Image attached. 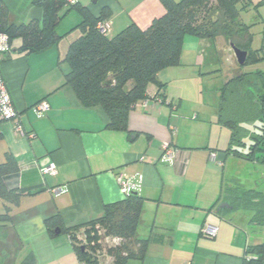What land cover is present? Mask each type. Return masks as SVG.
Returning <instances> with one entry per match:
<instances>
[{"label": "crops", "instance_id": "0c3cea01", "mask_svg": "<svg viewBox=\"0 0 264 264\" xmlns=\"http://www.w3.org/2000/svg\"><path fill=\"white\" fill-rule=\"evenodd\" d=\"M0 1L12 23L42 20V10L33 0ZM78 3L94 17L103 8L109 10V38L130 23L145 30L164 14L160 0ZM68 17L72 22L64 25ZM79 20L74 11L65 14L57 26L63 37L40 54L17 51L21 40H12L10 54L0 62L20 126L17 131L14 122L0 121V164L9 154L18 167L4 179L8 198L0 197V264H80L74 243L60 228L97 220L104 206L123 200L119 175L136 185L133 192L143 200L136 233L150 240L145 257L126 264H246L254 259L246 250L264 242V227L251 225L250 213L233 210L226 189L235 183L264 193V169H250L224 153L229 136L220 143L216 115L206 124L196 122L198 115L186 118L178 113L183 95L170 85L194 77V71L187 75L182 70L191 65L181 57L180 65L158 74L164 88L148 86V98L128 114L127 131L106 129L104 111L84 108L64 84L69 67L63 58L69 43L80 35L75 28ZM197 39L192 67L204 64L203 39ZM39 102L48 110L34 112ZM164 143L173 150L170 159L163 157ZM49 163L55 164V174L42 175ZM53 217L59 218L60 227L48 229L45 221ZM206 225L217 228L214 238L202 235ZM82 236L83 229L77 240ZM106 259L101 264H113L111 257Z\"/></svg>", "mask_w": 264, "mask_h": 264}, {"label": "trees", "instance_id": "16d2710c", "mask_svg": "<svg viewBox=\"0 0 264 264\" xmlns=\"http://www.w3.org/2000/svg\"><path fill=\"white\" fill-rule=\"evenodd\" d=\"M164 14L154 19L150 26L141 30L130 23L113 37L100 34L98 23L107 21L109 10L103 8L94 17L78 0H33L42 10L41 22L27 24L11 22L7 7L0 1V33L7 35L9 45L19 38L21 45L17 51L26 55L40 54L61 40L57 26L65 14L72 11L80 16L76 25L79 36L71 41L63 58L69 71L64 75V84L74 92L84 108L100 107L107 117L106 129L127 131V117L137 103L148 98L150 84L163 89L158 74L168 68L180 65L183 38L190 35L199 39L216 40L219 36L247 52L245 63L239 68L257 64L264 60V18L262 25V44L259 50L251 49L252 35L249 26L241 30L247 41L239 45L231 30L240 12L264 5L260 0H160ZM65 8L64 14L60 11ZM233 39V40H232ZM0 55V62L10 54ZM40 103V102H39ZM37 105V104H36ZM216 123L228 129L229 142L224 153L234 160L244 162L248 168L264 169V71L242 72L225 81L219 93ZM18 167L9 154L0 164V197L8 198L4 185L7 176L17 173ZM228 204L233 210H244L251 214L249 222L256 227H264V193L246 189L235 184L226 189ZM143 200L135 192L124 199L104 206L103 215L94 221L60 230L74 243V251L80 264H101V251L98 240L92 231L99 225L107 236L119 241V245L108 248L107 256L113 264H126L130 259L142 260L150 240L138 238L137 227L141 221ZM48 229L59 226V218L45 221ZM83 229V235L91 251L79 244L76 234ZM51 232V231H50ZM93 234V235H92ZM246 254L255 257L246 264H264V242L250 244ZM102 255V254H101Z\"/></svg>", "mask_w": 264, "mask_h": 264}, {"label": "rangeland", "instance_id": "374dc122", "mask_svg": "<svg viewBox=\"0 0 264 264\" xmlns=\"http://www.w3.org/2000/svg\"><path fill=\"white\" fill-rule=\"evenodd\" d=\"M174 1L177 2L180 0ZM211 1L214 2V0ZM258 1L260 0H254L253 5H256ZM73 16L75 15L72 14V17ZM263 18L264 5L259 8L251 7L246 11L240 12L238 20H236L231 26V30L235 38L238 35L240 37L237 40L234 39V42L236 41L240 46L246 43L247 36L241 30V28H243L241 26L244 24L249 26V33L252 35L251 49L259 50L262 44L261 19ZM70 22H72V20L68 17V19L66 18L64 25ZM216 36H219L218 41L203 39V42L201 43L200 54L203 58L202 61H204V64L201 65V67H192V61L195 57V52L198 49L197 45L199 40L190 35L184 36L180 60L182 57L184 63L191 66L182 67V70H184L187 75L190 74V71H194L196 75L191 78L179 79L170 85L171 90L183 95L178 113L186 118H192L194 115H198V120L196 122H205L206 124H208L209 120H212V118L216 115L220 89L223 87L226 80L240 73L241 70L242 72H253L256 70L264 71V60L258 62L257 64L248 65L240 69L235 63V58L231 49H224V47L227 46L228 39L223 38V36L219 34ZM260 56L263 57L264 52H260ZM185 122V124H189L188 121ZM224 135L228 138L230 133L227 128L220 127L216 134V136L220 138V143L226 138ZM259 184L261 185L262 183L259 181ZM244 212L249 213L248 211ZM92 232L100 238L98 240V244H100L101 251L96 254L99 255L101 253L102 255H99L101 256V260L106 261L107 259L105 254L107 249L118 246L119 241L107 236L105 234L106 231L99 225H96ZM93 243L91 242L92 245H88L84 236L79 239V244L81 246H85V248L89 251L93 248Z\"/></svg>", "mask_w": 264, "mask_h": 264}, {"label": "built area", "instance_id": "2783aa9c", "mask_svg": "<svg viewBox=\"0 0 264 264\" xmlns=\"http://www.w3.org/2000/svg\"><path fill=\"white\" fill-rule=\"evenodd\" d=\"M74 0H66V2H73ZM109 27V21H102L97 24L96 29L100 34L107 35ZM10 45L9 40L6 34L0 33V55L5 54L9 51ZM33 111L36 113H43L48 110V106L45 102H40L35 105ZM18 112L16 111L10 95L8 93L5 81L0 73V121H12L15 124L17 131H20V126L18 123ZM163 157L170 159L173 157V150L170 147V144L164 143L162 146ZM214 158V155L211 157ZM56 172V166L54 163H49L42 168V175H53ZM117 183L120 187V190L124 196H127L129 193L133 192L135 189V183L124 175H119L117 177ZM201 233L207 238H214L217 233V228L211 225H206L202 228Z\"/></svg>", "mask_w": 264, "mask_h": 264}, {"label": "water", "instance_id": "95a60500", "mask_svg": "<svg viewBox=\"0 0 264 264\" xmlns=\"http://www.w3.org/2000/svg\"><path fill=\"white\" fill-rule=\"evenodd\" d=\"M218 41V38L216 39ZM230 48H231V52L233 53L234 55V58H235V63L237 64V66H242L245 61H246V58H247V52L245 51H242L236 47H234L231 43H230ZM250 190H254V191H257L256 188L254 189H250ZM227 206V205H225ZM228 207V206H227ZM56 233H58V230H56Z\"/></svg>", "mask_w": 264, "mask_h": 264}, {"label": "flooded vegetation", "instance_id": "af4514ba", "mask_svg": "<svg viewBox=\"0 0 264 264\" xmlns=\"http://www.w3.org/2000/svg\"><path fill=\"white\" fill-rule=\"evenodd\" d=\"M219 45H220V42H219ZM224 49H226V50L231 49L228 43H227V46L224 47Z\"/></svg>", "mask_w": 264, "mask_h": 264}]
</instances>
